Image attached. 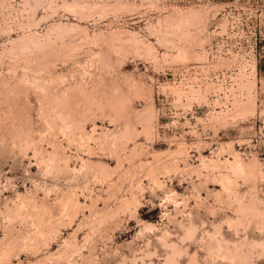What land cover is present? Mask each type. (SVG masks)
Wrapping results in <instances>:
<instances>
[{
    "label": "rangeland",
    "instance_id": "rangeland-1",
    "mask_svg": "<svg viewBox=\"0 0 264 264\" xmlns=\"http://www.w3.org/2000/svg\"><path fill=\"white\" fill-rule=\"evenodd\" d=\"M263 224L264 0H0V264H264Z\"/></svg>",
    "mask_w": 264,
    "mask_h": 264
},
{
    "label": "bare ground",
    "instance_id": "bare-ground-1",
    "mask_svg": "<svg viewBox=\"0 0 264 264\" xmlns=\"http://www.w3.org/2000/svg\"><path fill=\"white\" fill-rule=\"evenodd\" d=\"M244 205H246V204H244ZM247 205H248V204H247ZM250 205H252V203H251ZM245 207H247V206H245ZM240 208H241V207H240ZM261 212H263V211H261ZM257 213H258V212H257ZM261 214H262V213H261ZM262 220H263V219H262ZM262 220H261V221H262ZM263 225H264V224H263ZM190 228H191V227H190ZM223 240H224V239H223ZM224 241H225V240H224ZM172 242H173V241H172ZM172 244H173V243H172ZM235 248H236V247H235ZM175 250H176V249H175ZM237 250H238V249H237ZM177 252H178V251H177ZM172 254H173V253H172ZM172 254H171V255H172ZM174 254H175V252H174ZM174 254H173V255H174ZM173 255L171 256L172 258H174ZM172 258H171V259H172ZM169 259H170V256H169ZM172 260H174V259H172Z\"/></svg>",
    "mask_w": 264,
    "mask_h": 264
}]
</instances>
